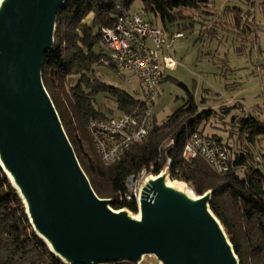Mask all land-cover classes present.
I'll return each mask as SVG.
<instances>
[{"label": "water", "instance_id": "water-1", "mask_svg": "<svg viewBox=\"0 0 264 264\" xmlns=\"http://www.w3.org/2000/svg\"><path fill=\"white\" fill-rule=\"evenodd\" d=\"M68 1L0 0V166L35 234L64 264H241L214 191L177 186L170 167L144 181L137 214L95 192L43 76Z\"/></svg>", "mask_w": 264, "mask_h": 264}, {"label": "trees", "instance_id": "trees-1", "mask_svg": "<svg viewBox=\"0 0 264 264\" xmlns=\"http://www.w3.org/2000/svg\"><path fill=\"white\" fill-rule=\"evenodd\" d=\"M137 1L149 14L151 24L168 34L193 28L194 18L188 16L189 11L210 15V0L66 3L58 15L55 45L45 57L43 76L79 161L100 198L113 199L115 210L127 208L137 213L135 204L120 203L117 199L125 191L127 178L151 167L157 176L167 167L168 160H172V181L186 183L198 196L214 191L211 210L224 226L241 264H264V169L256 163L258 155L264 156V151L257 149L264 140L263 116L250 115L240 120L236 132L239 140L235 141L236 134L232 132L225 142L219 135L206 133L205 113L208 112L201 111L192 92L180 84L188 96L183 106L166 122L158 123L153 134L136 143L118 163L105 166L94 148L87 126L93 119L106 117L96 108L98 94H109L123 115H139L147 109L146 100L106 84H95L90 77L93 66L107 56L103 52L102 29L112 27L121 10L130 11ZM195 133L228 148L230 171L227 175L214 173L202 158L184 160L185 145ZM0 264H64L35 234L25 206L1 166Z\"/></svg>", "mask_w": 264, "mask_h": 264}, {"label": "rangeland", "instance_id": "rangeland-1", "mask_svg": "<svg viewBox=\"0 0 264 264\" xmlns=\"http://www.w3.org/2000/svg\"><path fill=\"white\" fill-rule=\"evenodd\" d=\"M210 2V15L187 13L194 18L193 28L181 29L186 37L168 52L177 67L162 83L155 114L162 124L183 106L188 97L180 86L183 84L195 96L201 111L208 112L206 133L219 135L226 142L234 132L237 141L240 120L261 115L264 121V0ZM141 9L137 1L130 11ZM103 52L108 54L105 46ZM93 69L90 77L95 84H106L146 100L144 86L135 75L121 76L102 62ZM96 101V108L105 116L120 113L109 94H98ZM260 148L264 151V140L257 145Z\"/></svg>", "mask_w": 264, "mask_h": 264}, {"label": "built area", "instance_id": "built-area-1", "mask_svg": "<svg viewBox=\"0 0 264 264\" xmlns=\"http://www.w3.org/2000/svg\"><path fill=\"white\" fill-rule=\"evenodd\" d=\"M185 37L180 31L168 34L163 28L153 26L149 14L142 9L135 12L121 10L114 25L102 29L101 40L108 55L101 62L121 76L133 74L140 79L147 102V109L139 115L101 117L89 122L87 131L105 166L118 163L136 143L149 138L158 126L155 105L161 97V86L166 73L177 67L168 52ZM171 145L173 143L168 147ZM183 158L187 162L202 158L220 176L230 171L228 148L200 133L189 137ZM256 163L264 169V156L258 155ZM171 164L172 160L169 159L167 167H171ZM148 176H156L153 167L129 176L124 193L117 197L118 201L135 204L138 210L141 187Z\"/></svg>", "mask_w": 264, "mask_h": 264}, {"label": "bare ground", "instance_id": "bare-ground-1", "mask_svg": "<svg viewBox=\"0 0 264 264\" xmlns=\"http://www.w3.org/2000/svg\"><path fill=\"white\" fill-rule=\"evenodd\" d=\"M177 186H179V187H181V188H187V186H186V184L185 183H183V182H174Z\"/></svg>", "mask_w": 264, "mask_h": 264}, {"label": "crops", "instance_id": "crops-1", "mask_svg": "<svg viewBox=\"0 0 264 264\" xmlns=\"http://www.w3.org/2000/svg\"><path fill=\"white\" fill-rule=\"evenodd\" d=\"M105 55H108V54H105ZM167 73H170V72H167ZM167 73H166V76H167ZM120 111L118 110V113H119ZM123 114L120 112L118 115H116V116H113V117H121ZM107 117V116H106Z\"/></svg>", "mask_w": 264, "mask_h": 264}]
</instances>
